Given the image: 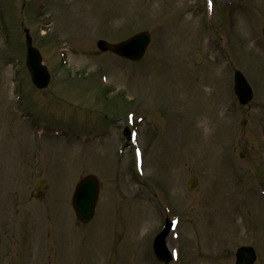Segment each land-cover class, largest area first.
<instances>
[{"label": "rangeland", "instance_id": "obj_1", "mask_svg": "<svg viewBox=\"0 0 264 264\" xmlns=\"http://www.w3.org/2000/svg\"><path fill=\"white\" fill-rule=\"evenodd\" d=\"M210 1L211 13L206 0H0L2 264H19L28 235L24 264H162L151 245L174 216L172 264H234L240 246L264 264V0ZM24 29L50 73L43 90ZM141 31L151 40L138 63L96 48ZM235 69L254 91L246 106ZM131 112L141 175L121 136ZM86 174L100 187L84 226L70 196Z\"/></svg>", "mask_w": 264, "mask_h": 264}, {"label": "water", "instance_id": "obj_2", "mask_svg": "<svg viewBox=\"0 0 264 264\" xmlns=\"http://www.w3.org/2000/svg\"><path fill=\"white\" fill-rule=\"evenodd\" d=\"M148 35L146 33H139L130 39L118 43L108 44L104 41H98L97 47L102 51H111L121 57L137 60L139 59L148 43ZM25 44H26V65L32 77L33 84L38 88H43L47 85L48 74L46 69L41 65L40 56L35 48L31 46V39L25 30ZM236 93L241 104H245L251 98L247 86L243 83L238 74L235 76ZM194 182L189 184V189L194 186ZM40 184L38 185V187ZM98 183L95 177L87 176L82 179L76 186L73 197L72 206L76 217L82 223L87 222L92 214L97 198ZM163 234H161L154 242V249L160 259L168 260L162 252ZM236 264H252L255 256L250 247H242L236 253Z\"/></svg>", "mask_w": 264, "mask_h": 264}]
</instances>
